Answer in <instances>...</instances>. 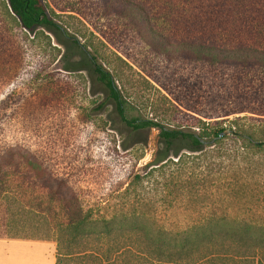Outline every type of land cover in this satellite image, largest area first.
Returning <instances> with one entry per match:
<instances>
[{"label":"trees","instance_id":"16d2710c","mask_svg":"<svg viewBox=\"0 0 264 264\" xmlns=\"http://www.w3.org/2000/svg\"><path fill=\"white\" fill-rule=\"evenodd\" d=\"M104 1L130 19L136 34L158 42L162 52H188L197 63H206V90L202 81L180 85L172 96L177 105L162 94L166 102L209 119L224 118L204 122L207 126L198 133L133 114L136 106L127 88L90 44L54 18L45 0H2L24 40L30 39L28 33L35 39L37 31L49 30L68 42L60 59L67 87L71 75L85 71L91 83L100 84L104 98L96 110L114 106L133 137L121 142L125 151L145 144V138L136 137L151 128L159 130L162 146L154 160L122 183L121 202L106 213L86 203L77 180L92 154L60 172L47 148L36 147V139L2 133L6 121L0 107V236L53 240L57 264H264V217L255 216L264 204V0ZM157 2L166 10L178 3L190 34H173L178 39L155 30L153 20L161 10H155ZM55 78L53 72H39L33 80L53 84ZM181 96H190L191 103L184 105ZM57 107L45 103L38 109ZM218 121L231 125L219 127ZM177 142L182 148H174ZM200 185H207V213L183 227L164 225L154 212L158 205L188 204ZM163 191L166 198H159ZM27 226L34 230L29 237L16 233Z\"/></svg>","mask_w":264,"mask_h":264},{"label":"rangeland","instance_id":"374dc122","mask_svg":"<svg viewBox=\"0 0 264 264\" xmlns=\"http://www.w3.org/2000/svg\"><path fill=\"white\" fill-rule=\"evenodd\" d=\"M45 2L54 18L76 33L82 42L90 44V49L97 52L100 61L116 75L119 85L127 88L136 106L133 114L198 133L207 126L204 122H216L224 118L209 119L183 106L178 110L169 104L177 105L172 96L178 95L180 85L183 89V86L190 87L202 81L203 89H207V65L204 61L197 63L188 52H162L158 42L136 34L131 28L130 19L110 10L107 1ZM177 4L166 10L165 7L160 8L161 2H157L155 10H161L154 18L153 26L155 30L165 32L172 38L181 39L173 34L187 36L190 29H187L188 20L180 16ZM4 9L0 0V107L3 108L1 116L6 121L2 133L36 139V147L47 148L52 162L56 163L55 168L60 172L70 171V166L79 165L91 153L89 165L77 177L78 184L88 205L96 210L111 212L116 203L121 202L119 187L122 183L145 163L154 160L155 153L162 146L159 130H143L136 138H145V144L138 143L125 151L121 142L125 140L129 143L133 137L114 106L107 104L102 111L96 110L104 98L100 84L91 83L85 71L71 75L69 79L73 83L67 87V72L62 68L60 59L69 48L68 42L49 30L37 31L35 39V35L28 33L30 39L24 40L22 28ZM79 59L76 53L74 60ZM81 64L69 65L79 68ZM39 72L42 76L53 72L56 80L53 84L40 82L37 85L33 78ZM162 94L171 102H166ZM181 98L184 105L191 103L190 96ZM45 103L56 104L58 107L41 113L38 108ZM218 122H221L219 127L229 128L231 125L228 121ZM182 146L183 143L177 142L174 148ZM184 152L191 153L189 150ZM139 155L143 156L140 160L137 159ZM195 192L189 205L183 201L173 206L158 205L154 212L167 227L186 226L207 213V185L198 186ZM165 194L166 191H163ZM163 195L158 197L166 198ZM258 208L255 216L263 218L264 204L261 202ZM219 210H223V207H219ZM32 231L27 226L16 233L29 237ZM8 233L15 234L14 231ZM63 264L77 263L75 260H66Z\"/></svg>","mask_w":264,"mask_h":264},{"label":"crops","instance_id":"0c3cea01","mask_svg":"<svg viewBox=\"0 0 264 264\" xmlns=\"http://www.w3.org/2000/svg\"><path fill=\"white\" fill-rule=\"evenodd\" d=\"M0 264H57V243L0 236Z\"/></svg>","mask_w":264,"mask_h":264},{"label":"water","instance_id":"95a60500","mask_svg":"<svg viewBox=\"0 0 264 264\" xmlns=\"http://www.w3.org/2000/svg\"><path fill=\"white\" fill-rule=\"evenodd\" d=\"M229 133V130H226L225 132L221 133L220 136H223L225 134Z\"/></svg>","mask_w":264,"mask_h":264}]
</instances>
